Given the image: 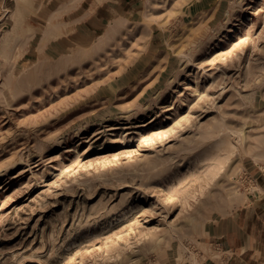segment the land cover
I'll use <instances>...</instances> for the list:
<instances>
[{"label": "rangeland", "instance_id": "rangeland-1", "mask_svg": "<svg viewBox=\"0 0 264 264\" xmlns=\"http://www.w3.org/2000/svg\"><path fill=\"white\" fill-rule=\"evenodd\" d=\"M100 2L0 0V264H224L264 187V0Z\"/></svg>", "mask_w": 264, "mask_h": 264}, {"label": "crops", "instance_id": "crops-1", "mask_svg": "<svg viewBox=\"0 0 264 264\" xmlns=\"http://www.w3.org/2000/svg\"><path fill=\"white\" fill-rule=\"evenodd\" d=\"M106 1L109 0L100 3ZM118 1L119 6L129 8L136 0ZM261 192L247 198L235 218L223 232L220 230L218 238L225 253L224 264H264V187Z\"/></svg>", "mask_w": 264, "mask_h": 264}]
</instances>
